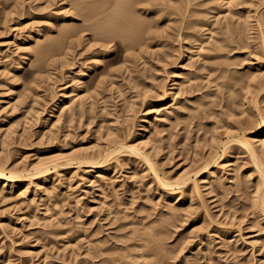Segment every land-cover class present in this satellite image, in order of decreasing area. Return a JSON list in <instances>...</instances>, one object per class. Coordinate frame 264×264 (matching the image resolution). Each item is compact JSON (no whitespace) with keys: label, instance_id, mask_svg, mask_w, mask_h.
I'll return each instance as SVG.
<instances>
[{"label":"rangeland","instance_id":"obj_1","mask_svg":"<svg viewBox=\"0 0 264 264\" xmlns=\"http://www.w3.org/2000/svg\"><path fill=\"white\" fill-rule=\"evenodd\" d=\"M74 1L24 0L16 8V0H0V165L34 173L63 164L45 185L33 178L0 191V264H264V134H256L264 118V0H155L160 13L137 16L148 29L133 50L119 38L100 47L98 20L87 22V10L77 12L84 3ZM67 26L74 29L64 38ZM209 28L213 44L185 61L186 43H196L181 38H206ZM37 45L53 47L43 67ZM182 63L186 70L175 74ZM70 89L80 105L49 118ZM144 124L152 127L146 138L138 136ZM246 136L260 160L241 145ZM116 142L139 149L106 159L101 174L100 164H78ZM165 184L179 190L176 200Z\"/></svg>","mask_w":264,"mask_h":264},{"label":"bare ground","instance_id":"obj_2","mask_svg":"<svg viewBox=\"0 0 264 264\" xmlns=\"http://www.w3.org/2000/svg\"><path fill=\"white\" fill-rule=\"evenodd\" d=\"M17 1V3H16V8L17 7H23V3H25L24 2V0H16ZM27 1V0H26ZM40 1V0H39ZM76 1V0H75ZM74 1V2H75ZM88 0H77L76 1V3L78 2V3H80V2H83V3H81V5L83 4V7H81V8H79V10L80 11H77L78 13H80V15L81 14H85L86 13V15H84V16H86L87 18H85L86 20L87 19H89V20H92V19H96V20H98V23H97V25H93L94 23H92V21H91V23H92V26L91 27H95L97 30V34H96V37H100V39H102V41L101 40H97V41H101V42H103L102 44H101V46L100 47H102L103 49H109V48H107V47H109V45H108V43L107 42H109V41H114L116 38L118 39H121L123 42L124 41H130L131 43H129V45L131 44V46H130V49H132V48H134V47H136V46H139V43H141L140 41H142V39L139 37L140 36V34L142 35V33L143 32H145V30H147L146 29V21H145V23L146 24H144V22H142V20H144V17L142 18V19H140L139 20V17H140V15L141 14H139V13H142V11H143V13L144 12H146V11H150V9H152V11H157V12H159L157 9H155V10H153V8H154V6H155V3H158V2H155V0H112L113 1V3H110V4H113L112 6L110 5V4H107V5H109V6H111V7H109L108 8V10L107 11H109L107 14H105V12H107L106 10H103V8L104 7H106V5H104L105 4V2H101L102 4L101 5H97V3L96 2H94V3H96L95 5H92V3L90 4H88V2H87ZM99 1V0H98ZM100 1H103V0H100ZM105 1V0H104ZM107 1H109V0H106V2ZM167 1H169V0H167ZM36 2V1H35ZM179 2V1H178ZM188 2H190V1H188ZM27 3V2H26ZM40 3V2H39ZM54 3H55V0H54ZM60 3V2H59ZM64 3V2H63ZM86 3V4H85ZM162 3V2H161ZM164 3V2H163ZM166 3V2H165ZM187 3V2H186ZM44 4V3H43ZM50 4H51V2H50ZM49 4V5H50ZM75 4V3H74ZM99 4V3H98ZM230 4V3H229ZM40 5V4H39ZM53 5V4H52ZM80 4H79V6H81ZM158 5H160V4H158ZM51 6V5H50ZM157 6V5H156ZM15 7V6H14ZM40 7H41V5H40ZM53 7V6H52ZM77 7V6H76ZM158 7V6H157ZM229 7V6H228ZM227 7V8H228ZM1 8V7H0ZM4 8V7H3ZM16 8H14V10H16ZM26 8V7H25ZM51 8V7H50ZM74 8H75V6H74ZM107 8V7H106ZM230 8V7H229ZM229 8H228V10H229ZM18 10V9H17ZM16 10V11H17ZM77 10V9H76ZM85 10H87V12L85 11ZM178 9H176V11H177ZM5 11V10H4ZM15 11V12H16ZM27 11V10H26ZM25 11V12H26ZM40 11V10H39ZM50 11V10H49ZM81 11H82V13H81ZM83 11H85V13H83ZM104 12V14L106 15V16H101L103 19H101V21H100V19H98L97 17H99V18H101L100 17V15H103L102 13ZM227 11V10H226ZM36 12V11H35ZM60 12V11H59ZM231 12V11H230ZM1 13V12H0ZM14 13V12H13ZM55 13V12H54ZM66 13V12H65ZM160 13V12H159ZM158 13V14H159ZM179 13H180V11H179ZM236 13V12H235ZM10 14V13H9ZM29 14V13H28ZM64 14V13H63ZM69 14V13H68ZM76 14V13H75ZM75 14H73V17L75 18L76 16H75ZM154 14V13H153ZM157 14V13H156ZM155 14V15H156ZM158 14H157V16H158ZM187 14V13H186ZM185 14V15H186ZM233 14V13H232ZM6 15H8V14H5V16ZM139 15V17H137ZM143 15V14H142ZM235 15V14H234ZM233 15V16H234ZM32 16V15H31ZM71 16H72V14H71ZM145 16V15H144ZM183 16V15H182ZM190 16V15H189ZM228 16V15H227ZM142 17V16H141ZM140 17V18H141ZM156 16H154V18H155ZM188 17V16H187ZM72 18V17H71ZM70 18V19H71ZM85 20V21H86ZM89 20H87V22L89 21ZM188 20V19H187ZM177 21V20H176ZM93 22H95V20L93 21ZM90 23V22H89ZM90 23V24H91ZM197 23H198V21H197ZM196 23V24H197ZM90 24H89V27H90ZM188 24H190V23H188ZM199 24V23H198ZM226 28H227V30L230 28V26H231V24H230V22H229V20H228V18H226ZM71 26V25H70ZM147 26H148V24H147ZM205 26V25H204ZM88 27V28H89ZM91 27L89 28V29H91ZM93 27V28H94ZM150 27H151V25H150ZM181 27H182V25H181ZM186 27H188V25L186 26ZM200 27V26H199ZM203 27V26H202ZM67 28V30H63L64 31V33H62V34H64L62 37H64V38H66V37H69V35L68 36H66L65 37V35L66 34H68L69 32H70V30L71 29H74L73 28V26H72V28L70 29H68V26L66 27ZM87 28V29H88ZM95 28L93 29V30H95ZM179 28V27H178ZM183 28H185V27H183ZM196 28H197V26H196ZM81 29V28H80ZM79 29V30H80ZM86 29V30H87ZM88 29V30H89ZM195 29V28H194ZM211 29V30H210ZM213 28H209V31H211L210 33H209V35H206V38L204 37H199V35H197L196 33H198V32H196V33H194V34H186L185 33V35H184V37H182L181 39L183 40V41H186L187 40V38L189 37L190 39L193 37V39H195L194 41H195V45L193 46H191L190 45V43H186V46H185V53H184V59H185V61L187 60V61H189V62H192V58H194L195 56H201V53L204 51H206V48H207V46L205 45V43L206 44H208V42H212V40H215V38H214V34H212V32H214L213 30H212ZM235 29V28H234ZM237 29V28H236ZM235 29V30H236ZM241 29V28H240ZM78 30V31H79ZM83 31H84V29H82ZM82 30H80L81 32H83ZM231 30H233V28L231 29ZM230 30V31H231ZM235 30H233L232 32H234ZM242 30V29H241ZM77 31V30H76ZM74 32V31H73ZM92 32V31H91ZM176 32H177V29H176ZM236 32H238V34H239V29H238V31H236ZM72 33V32H71ZM76 33H78V32H76ZM75 33V35H77ZM93 33H94V35H95V31H93ZM150 33V32H149ZM235 33V32H234ZM233 33V35H236V34H234ZM40 34L41 33H36L35 35H31L30 37H29V39H30V42H32V43H35V42H37L38 41V38H39V36H40ZM70 34V33H69ZM73 34V33H72ZM80 34V33H79ZM145 34H147V31L145 32ZM151 34V33H150ZM153 34H155V33H153ZM152 34V35H153ZM203 34V33H202ZM237 34V35H238ZM71 35V34H70ZM98 35V36H97ZM201 35V34H200ZM191 36V37H190ZM202 36V35H201ZM204 36V35H203ZM238 36H240V34L238 35ZM238 36H236V37H238ZM98 37V38H99ZM153 37V36H152ZM97 38V39H98ZM229 38V37H228ZM235 38V37H234ZM231 39H232V37H231ZM236 39V38H235ZM57 40V39H56ZM63 40V39H62ZM85 40V39H84ZM192 40V39H191ZM182 41V42H183ZM220 41V40H219ZM219 41H218V43H219ZM229 41V40H228ZM227 41V42H228ZM231 41V40H230ZM232 41H234V39H232ZM126 42V43H127ZM187 42V41H186ZM78 44H79V42H77ZM110 43V42H109ZM149 43V42H148ZM193 44V43H192ZM211 44H213V42L211 43ZM88 45V44H87ZM179 45V44H178ZM218 45H220V44H218ZM39 45H37V48L36 49H38L39 50V52L38 53H36L37 55H39V57L38 58H40L39 60H41V61H39V63H40V65H41V62H42V60L45 62V61H48L47 60V58L48 57H50V54H49V56H48V54H47V52L48 51H50L51 50V48H53V47H48L49 45H45V46H39ZM51 46V45H50ZM98 46V47H99ZM128 46V45H127ZM184 46V45H183ZM208 46H209V44H208ZM222 46V45H221ZM220 46V47H221ZM35 47H36V45H35ZM89 47V46H88ZM112 47V46H111ZM28 48V47H27ZM30 48H33V47H30ZM49 48H50V50H49ZM209 48V47H208ZM208 48H207V50H208ZM212 48H214L213 47V45H212ZM222 48V47H221ZM26 49V48H25ZM24 49V50H25ZM35 49V48H34ZM33 49V50H34ZM91 49V48H90ZM101 49V48H100ZM181 49V48H180ZM191 49H196L195 50V53H192L191 51ZM216 49H219V47L218 48H216ZM28 51H30V53H31V49L29 50V49H27ZM58 50H59V48H58ZM125 50V49H124ZM133 50V49H132ZM210 50V49H209ZM106 51V50H105ZM130 51V50H129ZM36 52V51H35ZM108 52V51H107ZM107 52H105V53H107ZM32 53H33V51H32ZM103 53V52H102ZM100 54H101V52H100ZM32 55V54H31ZM97 56V55H96ZM131 56V55H130ZM8 57V56H7ZM104 57V56H103ZM101 58H102V56L101 55H98L97 57H95V59L94 60H96L95 61V63H94V65H99L100 63H101ZM49 59V58H48ZM129 59V58H128ZM86 61H87V59H86ZM21 64V63H20ZM183 65L182 66H180V67H178L176 70H175V74H179L181 71H184V70H186V67H187V65H185L184 63H182ZM44 65V64H43ZM93 65V66H94ZM39 66V65H38ZM42 66V65H41ZM176 66V65H175ZM203 66V65H202ZM43 67V66H42ZM41 68V67H40ZM92 68V67H91ZM90 68V69H91ZM128 68V67H127ZM176 68V67H175ZM80 76H84L85 75V72H86V69H83V68H81L80 70ZM177 76V75H176ZM208 76V75H207ZM178 77H179V75H178ZM83 78V77H82ZM191 78L192 77H190V78H188V81H190L191 80ZM175 82L173 83V85L176 87H179V80H178V78H176L175 80H174ZM188 81H186L188 84H189V82ZM101 83V82H100ZM81 86H82V84H81ZM76 90V89H75ZM178 90V89H177ZM263 90V89H262ZM75 91H74V89L72 90V89H70V90H68L66 93H64L63 94V96H64V98L65 99H67V100H65V101H63V102H59L58 104H56L54 107H53V109H52V111H51V113H50V115H49V118H59L60 117V114L58 115V113L59 112H61V111H65V113L66 114H64V115H68V116H71V114H73L74 113V111L76 110V109H74L73 108V106H74V104L77 102V104L79 103V105H80V100L78 99V97H76L77 95L74 93ZM75 94V95H74ZM256 98H257V96H256ZM255 98V99H256ZM60 99V98H59ZM256 101V103H257V99L255 100ZM83 104V103H82ZM258 104V103H257ZM259 105V104H258ZM258 105L256 106V107H258ZM80 107V106H79ZM155 107V106H154ZM166 107V106H165ZM167 109V108H166ZM173 109V106L172 107H170L169 108V106H168V109H167V111H169V112H171L170 110H172ZM155 110V109H154ZM164 110V109H163ZM174 110V109H173ZM156 111V110H155ZM260 111V110H259ZM165 112V111H164ZM168 113V112H167ZM172 113V112H171ZM168 116V115H167ZM67 117V116H66ZM171 117V116H170ZM68 118L69 117H67V120H68ZM66 119V118H65ZM69 119H71V117L69 118ZM162 120V119H161ZM69 121H71V120H69ZM56 123V122H55ZM55 123H53L52 124V126L51 127H55ZM57 126V125H56ZM257 128H258V126H257ZM151 129H152V127H151ZM151 129H150V127H149V125L148 124H144V126L142 127V130H141V132H140V135H138V136H141V137H143V136H145V138L148 136V134L150 133V131H151ZM11 131V130H10ZM256 134H264V118L262 119L261 118V122H260V124H259V131L256 133ZM243 135V134H242ZM259 135H257V136H259ZM242 136L240 135V138H241ZM240 138H239V141L241 142V140H240ZM244 138V137H243ZM245 138H247V139H250V138H248L247 136L245 137ZM244 138V144H243V142L241 143V145L242 146H244L246 149L248 148L256 157H255V159L258 157V154H257V152H256V148H255V146H254V142H251V139H250V141L248 140V141H245V140H247V139H245ZM235 139H237V138H235ZM238 140V139H237ZM142 141V140H141ZM148 141V140H147ZM147 141H144V143L145 144H147L148 142ZM122 142H124V140L122 141ZM228 142V141H227ZM226 142V143H227ZM231 142V141H230ZM229 142V143H230ZM235 142V141H234ZM238 142V141H237ZM112 143H110V145H111ZM137 144V143H136ZM141 144V143H140ZM130 145V144H129ZM138 146V145H137ZM137 146H134V145H131V146H127V144L125 145V144H123V143H118V142H116V143H113L111 146H110V148L108 147V149H109V152L108 153H106V154H104V155H101L102 153H104L105 151H103L102 153H100L99 154V156L97 157V156H94V155H96V154H92L91 156H93V157H90V155H89V157L91 158V159H89L88 157V159L86 158V157H84V159H86V161L83 159V157H78L79 159H77L78 160V164L80 163L81 165L84 163H86L85 165L87 166V167H96L95 165H98V164H100V167L98 168V172L101 174V173H103L106 169L104 168L105 167V165H106V159H108V158H113L112 156H116L117 154H119V155H121L122 153V151L123 150H127V151H130V152H133V153H135L136 154V151L139 149ZM147 146V145H146ZM226 146H229V145H227L226 144ZM225 146V147H226ZM224 147V146H223ZM224 147V148H225ZM227 149V148H226ZM226 149H225V151H226ZM247 149V150H248ZM248 150V151H249ZM249 151V152H250ZM107 152V151H106ZM126 153V152H125ZM225 153V152H224ZM124 154V153H123ZM137 155L139 156V157H144V159H146L147 161L148 160H151V159H148L147 158V156L146 155H144V153H137ZM252 155V154H251ZM253 157V156H252ZM74 158H77V157H74ZM81 158L84 160V161H82L81 160ZM98 158H100L99 160H98ZM116 158H117V156H116ZM150 158V157H149ZM215 159H216V157H215ZM258 159H259V157H258ZM214 160V159H213ZM217 160V159H216ZM260 160V159H259ZM66 161H68V160H66ZM71 161H73V159L71 160ZM70 161V162H71ZM109 161V160H108ZM209 161V160H208ZM5 162V161H4ZM59 162V161H58ZM210 162V161H209ZM62 163H63V161H62ZM148 163V162H147ZM150 163V162H149ZM148 163V164H149ZM208 163V162H207ZM207 163H206V165H204L205 167H207ZM216 163V162H215ZM42 164V163H41ZM46 164V163H45ZM44 164V165H45ZM69 163L67 162V164L66 165H68ZM77 164V165H78ZM151 164H154L153 163V161H151ZM209 164V163H208ZM259 164V163H258ZM261 164V163H260ZM8 165V164H7ZM43 165V167H41L40 166V168H39V166H38V169L36 168L35 169V172L33 173V172H28V173H23L22 171H20V172H17V171H19V170H14V171H11V170H9L8 169V167L6 166V163H4L3 165L1 164L0 165V191H2V192H4V191H6V189H8V188H10L11 190H13L14 188H16L17 187V185H16V182H18V181H29L30 183H33L34 182V179H36L37 181H39L40 183H41V185H45V184H47V182H48V179H49V176H51L50 174H52V173H54L56 170L55 169H59L58 167L59 166H62L63 164H60V163H53L52 162V164H50L49 163V165H46V166H44ZM72 165V164H71ZM84 165V166H85ZM69 166V165H68ZM79 166V165H78ZM149 166V165H148ZM154 166V165H153ZM64 167V166H63ZM151 167V166H150ZM210 167V166H209ZM62 168V167H61ZM111 168V167H110ZM15 169H17V168H15ZM151 169V168H150ZM55 170V171H54ZM31 171V170H30ZM34 171V170H33ZM25 172V171H24ZM154 172H156L155 171V169H154ZM157 173V172H156ZM99 174V175H100ZM158 174V173H157ZM186 175V177H183V179H182V181L184 182V183H186L189 179L191 180V176H188L187 175V173L185 174ZM158 179H159V177L158 176H156ZM34 178V179H33ZM180 179V180H181ZM164 181H169V180H165V179H163ZM161 181V180H160ZM159 181V182H160ZM179 181V180H178ZM204 181V180H203ZM28 182V183H29ZM163 181H161V183H162ZM196 182V181H195ZM205 182V181H204ZM29 183V184H30ZM37 183V182H36ZM158 183V182H157ZM170 183V182H169ZM180 183V182H179ZM190 183V182H189ZM38 184V183H37ZM164 184V183H163ZM173 184V183H172ZM172 184H165V185H168V187H171V189L169 190V191H167L166 193V195L168 196V198L170 197V198H174L173 200H176V197H175V195L176 194H179L180 192H179V190L178 189H176L175 187H173V185ZM31 185V184H30ZM35 185V184H34ZM41 185L39 186V187H41ZM178 185V184H177ZM177 185H175V186H177ZM179 185H181V184H179ZM187 184H185V186H186ZM10 186V187H9ZM184 186V187H185ZM30 187V186H29ZM46 187V186H45ZM167 187V186H166ZM183 187V188H184ZM180 188V187H179ZM182 188V189H183ZM169 189V188H168ZM194 189H196V190H198L199 189V185L197 184V182L195 183V185H194ZM193 189V190H194ZM195 190V191H196ZM21 191V192H20ZM20 191L18 192V194H20V196L21 195H23V194H25L27 191H28V187H27V184H26V186L25 185H23L22 184V186H20ZM183 191V190H182ZM49 194V193H48ZM24 196V195H23ZM178 198V197H177ZM182 199V198H181ZM255 204H256V202H255ZM264 204V203H263ZM55 205V208L57 209V204H54ZM258 205V204H257ZM61 208V207H60ZM59 208V209H60ZM46 209H47V207H46ZM51 209V208H50ZM48 210V209H47ZM58 210V209H57ZM60 211V210H59ZM257 211V210H256ZM54 212V211H53ZM34 214V213H33ZM264 214V213H263ZM56 216V215H55ZM260 216V215H259ZM35 218V217H34ZM52 218H53V216H52ZM79 218V217H78ZM47 220V219H46ZM45 220V221H46ZM55 221V220H54ZM48 223V222H47ZM46 223V224H47ZM50 224H47V226H49V227H51V226H54L55 224H53V222L52 221H50L49 222ZM55 223V222H54ZM58 225H59V223H58ZM57 225V226H58ZM45 226V225H44ZM56 225H55V227H57ZM46 227V226H45ZM60 227V226H59ZM53 232H50V234H52ZM60 235V234H59ZM61 235H63V234H61ZM65 235V234H64ZM152 235V234H151ZM58 236V235H57ZM79 236V235H78ZM85 236V235H84ZM83 236V237H84ZM158 236V235H157ZM90 237V236H89ZM149 237V236H148ZM147 237V238H148ZM152 237V236H151ZM155 237V236H154ZM153 237V238H154ZM79 238H81V237H79ZM78 238V239H79ZM77 238H75V240H76ZM76 240L77 241V243H79L78 241L79 240ZM82 239V238H81ZM143 239H144V237H143ZM155 239H157L156 240V242L159 240L158 238H155ZM154 239V240H155ZM83 240V239H82ZM89 240V241H88ZM87 241L88 242H90V239H88ZM146 240V239H145ZM149 240V239H148ZM161 240V239H160ZM100 241V240H99ZM135 241V240H134ZM137 241V240H136ZM102 242V241H101ZM138 242V241H137ZM141 242H142V240H141ZM154 242V241H153ZM139 243V242H138ZM93 244V243H92ZM152 244V243H151ZM158 243H156V245H157ZM98 245V244H97ZM100 245V244H99ZM158 245H160V243L158 244ZM103 246V245H102ZM130 246V245H129ZM128 246V247H129ZM137 246V245H136ZM147 246V245H146ZM95 247V246H94ZM93 247V248H94ZM100 247V246H99ZM98 247V248H99ZM104 247V246H103ZM148 247V246H147ZM150 247V246H149ZM153 247V246H152ZM151 247V248H152ZM154 247H155V245H154ZM97 248V247H96ZM130 248H132V247H130ZM138 248V247H137ZM99 249H101V248H99ZM123 249V248H122ZM132 249H134V248H132ZM149 249V248H148ZM165 249V248H164ZM109 250H110V248H109ZM113 250V249H112ZM123 250H125V249H123ZM138 250V249H137ZM161 250V249H160ZM99 251V250H98ZM141 251V250H140ZM162 251V250H161ZM100 253L102 252V250L101 251H99ZM106 252V251H105ZM109 252H111V251H109ZM109 252H108V254H109ZM130 252V251H129ZM132 252V251H131ZM130 252V253H131ZM163 252V251H162ZM96 253V252H95ZM107 253V252H106ZM126 253H128V252H126ZM133 253V252H132ZM135 253H137L136 252V250H135ZM160 253V252H159ZM167 253V252H166ZM166 253H165V256H167L166 255ZM88 254V253H87ZM105 254V253H104ZM115 254V253H114ZM122 254V253H121ZM143 254V253H142ZM160 254H163V253H160ZM124 255V254H123ZM129 255V254H128ZM134 255H136V254H134ZM137 256V255H136ZM160 256V255H159ZM158 256V257H159ZM96 257H98V256H96ZM115 257V256H114ZM120 257V256H119ZM132 257V256H131ZM141 257V256H140ZM140 257H138V258H140ZM118 258V257H117ZM120 258H122V257H120ZM123 258H125V256H123ZM123 258L121 259V260H123ZM127 258H130V257H127ZM127 258H126V260H127ZM134 258H135V256H134ZM147 258V257H146ZM136 259H137V257H136ZM119 260V259H118ZM105 261V260H104ZM116 261H117V259L116 260H112V264H115L116 263ZM136 262H137V260H135ZM121 262V261H120ZM135 262V263H136ZM103 263V262H102ZM105 263V262H104ZM141 263V262H140ZM108 264H109V261H108ZM125 264V263H124ZM138 264V263H137Z\"/></svg>","mask_w":264,"mask_h":264}]
</instances>
